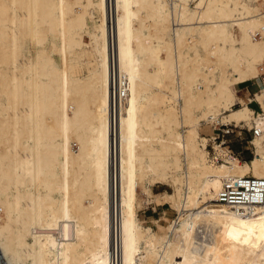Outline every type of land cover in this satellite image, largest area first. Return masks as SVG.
<instances>
[{
  "label": "bare ground",
  "instance_id": "1",
  "mask_svg": "<svg viewBox=\"0 0 264 264\" xmlns=\"http://www.w3.org/2000/svg\"><path fill=\"white\" fill-rule=\"evenodd\" d=\"M218 123L257 128L251 157ZM244 176L264 0H0V264H264V201H218ZM139 191L177 217L146 223Z\"/></svg>",
  "mask_w": 264,
  "mask_h": 264
},
{
  "label": "rangeland",
  "instance_id": "2",
  "mask_svg": "<svg viewBox=\"0 0 264 264\" xmlns=\"http://www.w3.org/2000/svg\"><path fill=\"white\" fill-rule=\"evenodd\" d=\"M249 86V88L246 90V92H251L254 89H258V85L256 83H252L251 81H248L245 83ZM250 106L255 109V111H259L258 105L253 101L250 103ZM201 133L202 135H207L209 133V130L205 128L204 126L201 127ZM216 128V129H215ZM213 130L214 137L218 136V139L216 142L221 143L222 140L225 141V146H228L231 150L233 149L235 153H239L238 156L240 159H248L252 155V146L250 144L251 135L252 132L248 131L246 128L241 127H234L232 125H222L217 124V126ZM222 129H229L232 130L229 134L226 136H221V130ZM170 188V189H169ZM154 191H169L172 192V187L169 185H166L164 183H157V185L153 188ZM139 198L143 199L140 202L142 203L139 207L138 215L140 218H142L146 223L148 222L149 217L158 218L164 214V211L168 210L169 214L166 216L171 219H175L177 216V213L174 209L170 208L169 203L165 200H161L157 202L155 201V197H150V201L145 203L144 199L146 198V195L139 191ZM144 201V202H143ZM162 201V203H161ZM144 204V206H143ZM0 215H2V211L0 210ZM173 217V218H172Z\"/></svg>",
  "mask_w": 264,
  "mask_h": 264
},
{
  "label": "built area",
  "instance_id": "3",
  "mask_svg": "<svg viewBox=\"0 0 264 264\" xmlns=\"http://www.w3.org/2000/svg\"><path fill=\"white\" fill-rule=\"evenodd\" d=\"M248 131L255 134L257 133V128H252ZM230 132H232V130L222 129L221 136H226ZM214 139L217 140L218 136ZM239 153L240 151L235 153L233 149L231 151V154L239 155ZM213 159L215 161L222 160L221 157L216 156H214ZM218 201L229 204L237 212H243L246 206L250 208L254 205L262 204L264 201V178L244 176L226 180L219 191ZM141 204L140 202V205Z\"/></svg>",
  "mask_w": 264,
  "mask_h": 264
},
{
  "label": "crops",
  "instance_id": "4",
  "mask_svg": "<svg viewBox=\"0 0 264 264\" xmlns=\"http://www.w3.org/2000/svg\"><path fill=\"white\" fill-rule=\"evenodd\" d=\"M244 83L238 84L236 86V91L238 92L237 94L242 97L243 99L247 100L249 98V96H251L253 94V92H255L257 89L252 90L251 92H246V90L249 88L248 85ZM250 102V101H248Z\"/></svg>",
  "mask_w": 264,
  "mask_h": 264
}]
</instances>
